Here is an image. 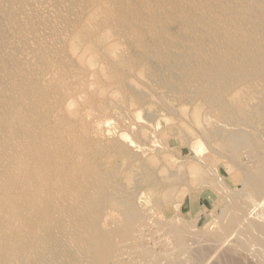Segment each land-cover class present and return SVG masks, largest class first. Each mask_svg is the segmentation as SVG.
Returning a JSON list of instances; mask_svg holds the SVG:
<instances>
[{
    "label": "rangeland",
    "instance_id": "obj_1",
    "mask_svg": "<svg viewBox=\"0 0 264 264\" xmlns=\"http://www.w3.org/2000/svg\"><path fill=\"white\" fill-rule=\"evenodd\" d=\"M73 32L78 38H64ZM71 43L80 56H70ZM26 44L60 56H35ZM47 65L65 72L50 92L0 77V122L12 124L0 141L5 130L15 134L11 145L23 154L0 160L24 174L11 180L0 167V187L9 188L13 223L38 236L29 248L56 252L53 264H95L101 229L114 242L111 262L257 264L255 251L264 260L260 232L241 235L257 245L240 249L253 248L246 258L231 247L240 234L228 237L227 249L224 239L191 234L230 217L264 152V0H0V69L34 74ZM64 103L67 111L42 125ZM261 203L248 221L264 223ZM176 223L192 231L184 250Z\"/></svg>",
    "mask_w": 264,
    "mask_h": 264
},
{
    "label": "bare ground",
    "instance_id": "obj_2",
    "mask_svg": "<svg viewBox=\"0 0 264 264\" xmlns=\"http://www.w3.org/2000/svg\"><path fill=\"white\" fill-rule=\"evenodd\" d=\"M87 29H88V32L91 33V35L95 36L98 33L97 28L92 26V25L88 26ZM31 33H36L35 29H32ZM66 37L67 38H78V35H77V32H73V33H70L69 35L65 34L64 38H66ZM49 43L51 45H49L48 43H47V45L52 47V46H56L59 42H58V40H53V41H50ZM105 43H106V45L114 44L113 41H109V42H105ZM105 43H104V45H105ZM26 46H27L26 49H29L30 52L35 56H39V57L46 58V59H56L60 56L59 54H56V53L50 51L49 48H45V49L41 50V49H37L36 47H34L32 45L26 44ZM14 48H16V46ZM14 48H12V46H10L8 48V51L12 52L14 50ZM69 54L71 57H75V58L80 56L78 51H77L76 46H74V43L70 44ZM107 59L109 60L108 57H107ZM28 68H29L28 65L24 66V70H28ZM64 73H65L64 70L57 65H47L44 67L35 68L34 74H27L25 71H23V73H21L20 68H19V70L16 71V73L4 74L3 71L0 69V77L4 81L8 82L10 87L15 88L16 86L20 85L19 84V82H20L22 84H27L29 90L34 92V93L37 90H38L37 92H39V91L50 92V91L56 90L59 87L60 83L64 79L63 78ZM247 82L251 83V82L246 80V81H243L239 84H235L233 86L231 92H230V97L231 98L233 97L234 99L238 98L240 96L239 93L244 89V87L249 86V85H247ZM109 84L110 83L107 80H105V79L101 80L102 86H107ZM263 92H264V90H263ZM67 105H68V103L67 104L64 103V105L61 104L59 106H56L53 110L50 111V114H48L49 113V111H48V113L46 114L47 117H45V119L43 120L42 125H44L45 127H50L51 119H53L55 121L54 118L56 116H59L60 113L67 111L66 110ZM52 113L54 116L51 115ZM50 116L51 117L53 116L54 118H51ZM36 120L38 121L39 118ZM7 122H8V120H6L4 122H0V133H2L6 127L8 128V130H10L9 128H12V124L7 125ZM44 129L45 128H42V130H44ZM16 132L20 133V131L17 129H16ZM41 134L43 136L44 132ZM14 135L15 134L11 133V135L9 137H7V132L5 130V133H4L5 138H3L2 141H0V153H2L1 156L3 157L6 155L9 156L13 152L15 154V157L18 160H22V155H23L21 153L22 151L20 149H17L16 146L11 145V139L14 138ZM252 145H253V149H255L257 147V146L254 147V144H252ZM252 145L250 146L251 150H252ZM256 149H258V147ZM260 149H263V148H259V150ZM260 155L261 156H259V153H258L259 158L256 157V159H259L258 169H256L257 166L255 168L258 171L254 172L255 175H253V174L251 175V173L249 172L251 176L247 175V179L244 181V187L246 189H245V193L243 195H241L242 199H244V200L243 201L240 200L241 202H239L238 200L235 199V200H233V202H231L230 207L228 206L230 209V212H229L230 217H229V214L227 213L228 219H226V217L224 218V219H226V222L224 219H221L220 217H221V214H223V213L225 214V212L228 210V208L226 210L224 208V212L219 213L220 216L219 217L217 216L218 220L221 219V220H224V222H222L220 220L217 223L218 224V227H216L217 229H214V231L211 229L212 230V231L210 230L211 232L207 231L204 234L201 231L200 234H202V235L199 234V231L198 232L196 231L197 234L194 235L193 233H195V232H192L190 230H185V227H184L185 225L184 226L182 225L183 226L182 227L181 225L178 226L176 223L177 226H174V228L172 229L171 228L172 224H170V228L172 229V231H173L172 233L174 234L173 236H175V238H176V244L179 245L181 249H183V250L186 249V243H185L186 240L185 239L189 236L188 231L192 232L191 233L192 236L198 240L205 239L204 241H206L207 239L208 240L213 239V240H211V242H212L215 239L214 244L216 243V240L219 241L222 239H224V243L227 241L229 242L230 240H227L228 237H232L231 234H233V236H234V233L240 234L239 237H241V235H243L244 238L246 235L247 239L249 238L247 236L250 234L251 236L250 235L249 236L251 239V237L254 236V234H252V233H255V231H257V233L258 232L261 233V234L258 233V235H260L258 237H264V223H262V222L259 223L260 221H262L259 219L261 217L263 218L264 213L262 216L259 215L260 218L257 216V219L259 220L257 222L254 220V218H253V221H254L253 222L251 220L252 219L251 216L249 219L250 221H248V219H247V216H248L247 214H251L253 212L256 213L257 211H255V209L258 206H261V204L263 205V203H261V202L264 200V152H261ZM24 159H27V158H23V160ZM39 160H41V159H39ZM39 160H37V161H39ZM10 162H11V160L9 158H7L6 160H0V167L6 168V173L9 174V176H11V178H10L11 180L13 178H15L16 180H20V178H22L24 176L23 172L21 170H15V169L13 170ZM253 171H255V170L253 169L252 172ZM28 185H31V184H28ZM244 187H243L242 191H244ZM0 190H1L0 191V264H53L55 258L57 257L56 252L49 253V251H44L43 252L44 256H41L39 253L38 247L37 248L36 247L35 248H29L30 244H34L37 241L38 236H34L33 235L34 232H29L28 230H26V227L24 225L13 223L14 222V217H13V213H12L13 210L10 208V205H7L4 201L5 195H6L7 191L9 190V188H6L4 186V188L0 187ZM242 191L237 192V193L241 194ZM230 192H231V190H230ZM222 193H225V192H222ZM34 195H35V200L38 199V196H39L38 192H34ZM225 195H226V193H225ZM228 195H229V193H228ZM238 196L239 195L235 196V198ZM232 199H233V197H232ZM9 204H12V206H14L13 202H11ZM152 205H154V204H152ZM259 209H260V207H259ZM259 211H258V213H260ZM263 211H264V208L261 210V213ZM253 215L255 216L256 214L253 213ZM110 219L112 220L113 217H110ZM110 219H107V220H110ZM255 219H256V217H255ZM246 220L248 221V223H246L247 222ZM179 222H180V220H179ZM173 224L175 225L174 222H173ZM180 224H181V222H180ZM102 232L103 231L100 229L95 234V236L93 237L94 252L96 253L95 264H124L121 262H111L110 261L111 259H113L114 257L117 256L116 251L114 249L112 250L114 242L110 238L102 237V235H101ZM192 236H190L189 238H191ZM255 237H257V235ZM232 238L236 240L235 236ZM241 238L238 239V242L235 241V242H237L236 245L232 244V246H231L230 245L231 243L228 244V242H227V244L230 245L231 247H233L232 249L234 251L235 250L238 251L240 249L247 250L246 247L249 245H250V247H253V248H255L257 245H259L260 249L264 248V245H261L264 243L262 241V240H264V238H262V240H259L256 238L255 240L257 242L260 241L261 243L260 244L258 243L257 245H255L257 243L256 242L254 244L255 246H253V245L251 246V244L253 242H251L250 240H249V242L251 244L247 243V241L245 240L246 238L245 239H243V238L241 239ZM218 244L220 245V243H218ZM221 245H223L222 242H221ZM225 245H226V243H225ZM228 245H226V249H227ZM24 247H28V248H24ZM224 249H225V247H224ZM228 249H231V248H228ZM252 249H250L251 254L253 253ZM256 249H258V248H256ZM233 250H231V252H232L231 254L234 253ZM237 251H235L236 254L239 253V251H238V253H237ZM247 251L249 252V250H247ZM262 251L263 250H260L261 253H262ZM240 252H243V253H240L242 255L244 253H246V252L241 251V250H240ZM248 252L246 254H248ZM255 252L257 254V251H255ZM251 254H248V255H251ZM244 255H243V257H244ZM248 255H246V256H248ZM255 255H251L250 257L255 258L256 262H258V263H262L264 261V260L262 261L260 259H259L260 262L257 261L258 259L256 257H254ZM263 255L264 254L262 253L260 257H263ZM244 258H246V257H244ZM255 260L253 259L252 261H255Z\"/></svg>",
    "mask_w": 264,
    "mask_h": 264
}]
</instances>
